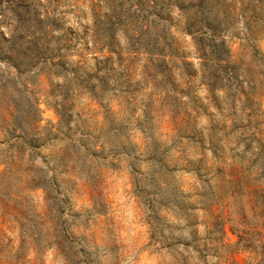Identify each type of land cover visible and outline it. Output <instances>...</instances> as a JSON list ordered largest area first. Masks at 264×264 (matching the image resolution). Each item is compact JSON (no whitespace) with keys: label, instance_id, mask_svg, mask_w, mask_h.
Instances as JSON below:
<instances>
[{"label":"rangeland","instance_id":"obj_1","mask_svg":"<svg viewBox=\"0 0 264 264\" xmlns=\"http://www.w3.org/2000/svg\"><path fill=\"white\" fill-rule=\"evenodd\" d=\"M0 264H264V0H0Z\"/></svg>","mask_w":264,"mask_h":264}]
</instances>
